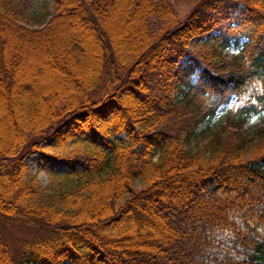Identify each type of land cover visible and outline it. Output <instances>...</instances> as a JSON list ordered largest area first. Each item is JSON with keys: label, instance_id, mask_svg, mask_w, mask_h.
I'll return each instance as SVG.
<instances>
[{"label": "trees", "instance_id": "trees-1", "mask_svg": "<svg viewBox=\"0 0 264 264\" xmlns=\"http://www.w3.org/2000/svg\"><path fill=\"white\" fill-rule=\"evenodd\" d=\"M180 1L0 0V264H264V0Z\"/></svg>", "mask_w": 264, "mask_h": 264}, {"label": "rangeland", "instance_id": "rangeland-1", "mask_svg": "<svg viewBox=\"0 0 264 264\" xmlns=\"http://www.w3.org/2000/svg\"><path fill=\"white\" fill-rule=\"evenodd\" d=\"M195 0H182L179 3L180 10L183 11L182 15H185V13L188 11L191 5H193ZM53 3V0H38V6L41 4H46L47 6L51 7ZM192 7V6H191ZM190 10V9H189ZM120 21V20H119ZM120 24V22L118 23ZM31 28H37V26H30ZM119 28L121 29V32L123 30H127L126 27L120 26ZM72 30V29H71ZM70 30V31H71ZM67 29H64L65 33H72L75 35L77 33V29L73 28V32H70ZM208 37L202 39V40H195L193 43V47L196 48L197 46L199 47L200 45L204 44L207 42ZM235 51L233 49H228L225 52V55L230 58L234 55ZM51 76H48V79ZM225 107L221 108L217 115L210 119L205 121L197 130L195 133V136L193 137L190 148L193 150H196L197 147H201L203 144H205L209 138L212 136V132L216 131L219 127H221L224 124V118L226 115V111L224 109ZM259 122L258 117H253L250 118L243 131H241V137L248 138V143H249V148L248 152L251 155L252 151H255L254 145L256 143H252L251 139L254 138L255 135V127ZM6 133L9 134L10 130H6ZM50 146H53L54 143L52 140L48 142ZM252 144V145H251ZM27 165H28V176L33 177L36 176L38 180L40 181L41 185L43 188H47L50 183V174L52 171L57 170L61 171L64 169V166L57 160H53L50 162H46L43 160V154L42 153H35L30 155L27 158ZM136 188L137 189H142L143 185L140 183H136ZM31 231L24 227V226H15L13 223L8 222L6 219H2L0 222V234L2 238L8 243V245L11 247L13 251H16L17 246H19V243L21 242L23 238H26L28 236L31 237Z\"/></svg>", "mask_w": 264, "mask_h": 264}]
</instances>
